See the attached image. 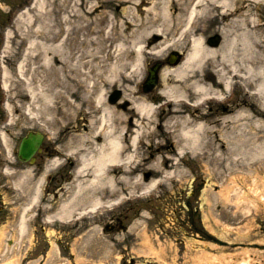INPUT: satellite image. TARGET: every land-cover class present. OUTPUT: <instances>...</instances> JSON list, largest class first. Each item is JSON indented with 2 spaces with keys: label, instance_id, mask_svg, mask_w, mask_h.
<instances>
[{
  "label": "rangeland",
  "instance_id": "rangeland-1",
  "mask_svg": "<svg viewBox=\"0 0 264 264\" xmlns=\"http://www.w3.org/2000/svg\"><path fill=\"white\" fill-rule=\"evenodd\" d=\"M137 1L39 0L29 14L19 19L25 9H31L34 0H0V66L9 69L8 93L0 88V137L1 132L2 135L5 132L9 143L0 138V264H243L245 258L249 264H264V182L257 189L253 188L254 191L251 189L255 187L259 160H251L252 165H246L242 173L245 179L239 181L245 188L244 193L250 194L251 202L237 206L227 202L221 184H227L230 179L229 170L243 165L231 164L227 154L217 161L213 157L217 149L227 152L231 137L253 136L250 129L258 136L254 145L264 147V127L255 122L264 117L258 115L264 113V109L257 97L245 96L241 90L236 101L225 108V114L222 107L216 106L205 113L189 115L188 119L208 117L207 126L211 128L206 134L202 132L207 144H201L196 152L186 157L181 155L183 146L185 148L182 125L171 123L173 111L169 109L158 122L152 123L148 130L149 134L152 131L151 140L143 149L140 164L134 170L115 171V188L105 187L94 196L102 198L105 206L121 196L129 197L128 200L112 209V205L105 207L96 214L90 211L92 205L88 200L80 198L68 207L66 213L69 214L60 211L62 200L72 194L71 189L72 192L76 190L73 188L75 182L91 179L93 167H85L77 181L73 179L71 165V168L64 166L56 170L52 163L58 158L68 160L71 152H84L88 146L105 143L102 129L94 133V120L99 117L95 113L94 97L100 88L106 92L107 104L120 106L121 113L132 117L133 105L128 99L135 96L131 93L135 91L132 86L140 83L141 76L127 74L121 85L115 79H121L120 70L132 65L133 46L137 42L150 45L163 39L157 32L150 33L137 37L136 43L128 46L123 54H118L115 46H110L107 54V43L114 44L112 40L105 44L108 32L111 34L114 29L115 34H111L114 36L116 30L124 26L130 34L132 31L126 29V21L132 19L133 14L135 18L146 16L149 0L141 5ZM136 2L139 11H134ZM178 3L175 0V5ZM57 13V16L67 15L70 22L66 33V58L52 60L48 69L49 65L40 62L41 67L37 60L29 57L31 60L25 63L26 76L22 79L15 69L23 59L25 47L30 40L43 46V37L49 34L48 25ZM81 17L85 29L78 33L76 24ZM94 26L98 30L93 31ZM210 34H214L213 29ZM86 36L93 39L87 48L80 41ZM155 36L158 38L153 41ZM127 37L135 39V36ZM8 41L11 46L6 50ZM86 50H92L93 54L87 56ZM38 51L37 48L34 53ZM81 60L89 61L82 67ZM114 66L119 69L116 75V70L110 71ZM195 73L198 77H207L206 81H214L209 71L202 73L198 67ZM1 78L5 80L0 71ZM28 79L32 82L35 98L26 88ZM172 81L175 79L168 83ZM165 83L161 81L162 88ZM116 88L122 92L111 103L109 97ZM162 92H156V101L167 97ZM46 93L50 96L45 97ZM152 96H149L151 100ZM6 97V106L13 117L11 124L9 111L1 103ZM243 98L247 104L252 102V108L257 110L248 115V120L256 125L252 128L247 118L237 120L233 126L230 124L236 112L249 110L243 107ZM135 126L136 122L131 123L128 129L134 132ZM31 130L47 135L43 148L48 149L38 153L35 163L22 161L18 154L22 138ZM85 134L87 138L82 137ZM93 149H88V152L92 150L90 157L99 154V150ZM259 156L264 160V151ZM258 173L264 178V167ZM154 180H160V184L149 191L146 185ZM36 185H46L41 194L44 199L38 205H35L36 200L34 205L28 206ZM86 209L89 210L87 214L77 216ZM70 215L74 217L71 222L58 220L68 219ZM27 216L30 236L21 228V220Z\"/></svg>",
  "mask_w": 264,
  "mask_h": 264
},
{
  "label": "bare ground",
  "instance_id": "bare-ground-1",
  "mask_svg": "<svg viewBox=\"0 0 264 264\" xmlns=\"http://www.w3.org/2000/svg\"><path fill=\"white\" fill-rule=\"evenodd\" d=\"M38 1L39 0H34L31 9H25L20 14L19 19L23 18L26 14H29L36 7ZM178 1V5H175V0H149L150 6L147 8V14L143 19L140 17L135 18V15L133 14V16L131 17L132 19L126 21V24H128V28L126 29L132 31L130 34H128L124 26H122L121 29L116 30V35H111L114 29H112L111 34L108 32L105 35V44L107 41L109 42V40H112L114 42V44L107 43V54L110 51V46H115L114 50L117 51L118 54H123L128 51V46L136 43V41L138 40L137 37L142 38L144 35L150 33L157 32L163 37L162 41L156 43V45L153 46L154 51L158 55L163 50L169 48V46H177L181 42L189 40L191 41L190 48L186 53L183 63L173 68L165 67L163 70L162 78L163 81L166 82L163 92L165 95H167L168 99H172L174 101L183 100L184 103H187L189 100L194 102L193 104H198L209 95L221 97L224 94V91L228 90V88H230L231 86H234L235 82L240 84L241 86H244L245 90L246 88L247 90H252V86H254L253 91H256L264 101V23L262 22L264 18L262 17L264 16V0ZM137 2L136 10L134 11H139L138 3L139 5H141L145 2V0H139V2ZM245 2L247 3L244 5ZM241 5L244 7V10ZM253 7L256 8L255 11L253 10ZM172 8L176 9V12L171 11ZM216 11L219 15L229 17L225 26L226 30L233 31V28L235 29L233 34L230 31V33H225V43L218 49H214L211 46H206L204 42L205 38L203 36H199V34L195 32L198 18L202 16L207 18V16L213 15ZM57 15L58 13L56 14L55 19L52 21V24L48 25L49 34H46L45 37H43V39H45L43 42V46H40L39 43L36 44L35 41L30 40L29 44H27V46L25 47L23 59L15 69V73L17 76L21 77L22 79L25 78V63H27L28 60H31L29 57L37 60L36 62H38V65H40L41 67L42 62L49 65L48 69H50V67L52 66V60H55L56 58L63 60L64 58H66V33L68 31L70 22L67 15H62L61 13L60 16ZM82 20L83 17H81L79 22L76 24V30L78 33H80V30L85 29V25ZM251 23H254L255 25L252 27ZM131 26L133 27V29L131 28ZM95 30H98L96 26L93 27V31ZM127 36H135V39L131 40V37ZM126 39L131 41L128 42ZM92 40V38L89 39L87 36L86 38L82 37L80 39L82 46L85 45V48L89 46V43ZM101 41L104 42V39L102 37ZM238 44H241V46H239ZM10 46V41H8L6 50L9 49ZM37 48L39 51L36 54L34 53V51L37 50ZM133 48L135 51V57L132 58L134 60L131 62L132 65H130V68L137 70L142 74V71L144 69L143 44L141 42H137V44H135ZM51 51H53V54L51 53ZM85 54H88L87 56H89L92 55L93 52L92 50H86ZM213 56H215L217 60ZM211 59L212 61L208 65ZM87 61L89 60H83V62L81 60V66H86L84 62L87 63ZM76 63V65L79 64L78 61H76ZM203 63L206 65L207 71L210 65L215 66L213 67V69L215 68V71L217 72L218 81L215 80L214 82H210L206 81V79H208L207 77L197 76L198 73H195L196 68L201 67ZM116 67L117 66H114V68ZM38 68L39 67L37 66L35 70H37ZM114 68H112L110 71L116 70V75L119 69ZM8 74L9 69L5 67V85L9 88V83L7 80ZM172 78H174L175 81H172V83L169 84L168 82ZM27 82L28 85L26 86V88L28 92H30L31 96L35 98L36 95L35 93H33L34 88L33 86H31L32 82L29 81V79ZM53 83L54 81L52 82V84ZM132 87L134 88V86ZM100 89L101 90H99L97 95L94 97V102L96 106L102 107L101 116L99 118L101 122H105V143H102L101 145L96 144L95 147H92L94 148L93 151L95 149H97V151L99 150V154L97 156L96 154H93L94 156L90 157L92 150L88 152L84 149V152L81 155L80 165L77 169L76 180L78 181V177H80L83 171H85V167L87 168L92 166L93 168L91 169V179L83 180L82 182L81 180L75 182L77 184H75L73 188L76 190L67 198L66 201H63L61 203L60 211H62L61 213L64 214H69V212L66 213L68 207H70L73 202L76 201V199L80 198L86 200L90 199L89 203L90 205H92V211L95 210L96 207L102 206L104 204L102 198L94 196L98 190L105 189V187L111 186L113 189L115 188V173L114 170L110 169V166L120 164L127 169L123 170L124 172L134 170L135 167L140 164L143 157L142 155L140 156V161L138 164H133L132 159L134 157L139 158L137 154V150L139 149V142L144 141V144L141 148L143 149L145 146V142L151 140L152 131L149 134L147 128V126L151 125V120L147 119L148 116L152 118V112L158 108L155 107L156 103L151 100V98L144 95L129 96V101H131V103L133 104V108L131 109L132 117H128L121 113V111L119 110L120 106L114 107L107 104L106 92L102 88ZM131 93H134L133 90H131ZM49 96L50 93H46L45 97ZM8 106L10 107V97L8 99ZM179 106L180 105H176V107L172 110L174 116H172L171 123L175 124L177 122H180L182 125L181 136L185 139V148L183 146L181 154L187 152L189 149V151L194 153L196 152L197 147H199L201 144H207L203 139L202 132L206 134L205 132H207L211 128V125L207 126V123H209V118L203 116V120L191 117L188 119V111H184ZM133 112L136 114H133ZM175 113L177 114V117L175 116ZM153 114L155 115V113ZM235 114L236 115L233 117V119L235 120H233L232 122L230 121V124L232 126L235 125L237 120L242 121L246 118L248 120V115L251 114V110H241L240 112H236ZM142 116L144 121H141ZM12 122L13 117H11L9 124H11ZM135 122L137 129H134L133 132L129 130L128 127H130L131 123L132 125L135 124ZM255 122L257 126L264 127V117L257 118ZM248 125H250L251 128L252 126H256L250 121L248 122ZM173 127H175V125H173ZM249 132L253 136L241 139L237 138L238 136L231 137L230 146L227 152L225 153L217 149L213 156L217 161L218 159H221L224 154H227L231 158V164L242 163L243 165V167H235L229 170V174L233 175L231 177L229 176L230 179L226 181L227 184H225L224 182V184H221L222 190L225 189V199L227 200V202L230 201L231 203H233V205L237 204V206H241L242 204L251 202L248 199L250 194L248 193L246 195L244 193L245 188L243 184L241 185L239 182H242V179H245L244 177L242 178V173H244L243 171L244 169H246V165H252L253 162H250L251 160H259V167L255 169V187H251V189H257L264 182V178L261 177L258 173V171H260V169L264 167V160L260 159L261 156H259L261 153H263L264 147H258L257 145H254L258 136L255 134L256 132L251 129L249 130ZM131 133L133 134L131 135ZM230 133L231 135L234 134L232 131ZM87 134H85L86 136L83 135L82 137L87 138ZM3 138L9 145L8 138L5 135V132L3 134ZM126 140L130 141V144H127ZM79 144L80 143L78 142L76 148H78ZM9 149H11V147ZM254 149H256V151H253ZM256 175L258 177H256ZM84 181H86L85 184ZM18 183L20 184L19 180ZM157 183L158 180L151 181V183H148L146 187L149 188L148 190L150 191L154 186H156ZM39 187V185H36L34 187L35 192L31 197V201L38 198L41 190V188ZM232 191L234 193H232ZM218 192L220 193V195L223 194L221 191ZM252 198L254 197L252 196ZM111 204L112 203H110L109 205ZM69 217H72V215H70ZM58 219L66 220L64 217ZM25 226L26 221L24 218L22 220V229L26 228ZM147 242H149V240H147ZM245 260L246 261L243 264H249L246 258Z\"/></svg>",
  "mask_w": 264,
  "mask_h": 264
},
{
  "label": "water",
  "instance_id": "water-1",
  "mask_svg": "<svg viewBox=\"0 0 264 264\" xmlns=\"http://www.w3.org/2000/svg\"><path fill=\"white\" fill-rule=\"evenodd\" d=\"M36 136L37 135H35V134H30L29 137L24 140V142L22 144V148H21V153H20L22 156L25 157L28 155V152H27L28 146H31V149H30L31 153L30 154H32L35 151V148H36L35 144L36 145L39 144L40 139H41V136L38 134V142L37 143L34 142V140H37Z\"/></svg>",
  "mask_w": 264,
  "mask_h": 264
}]
</instances>
